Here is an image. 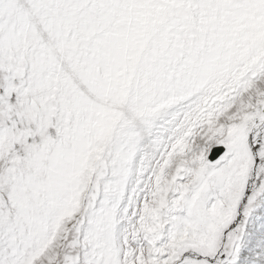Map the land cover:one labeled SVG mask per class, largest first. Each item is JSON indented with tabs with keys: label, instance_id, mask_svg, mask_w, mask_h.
Listing matches in <instances>:
<instances>
[{
	"label": "snow or ice",
	"instance_id": "obj_1",
	"mask_svg": "<svg viewBox=\"0 0 264 264\" xmlns=\"http://www.w3.org/2000/svg\"><path fill=\"white\" fill-rule=\"evenodd\" d=\"M0 264H264V0H0Z\"/></svg>",
	"mask_w": 264,
	"mask_h": 264
}]
</instances>
